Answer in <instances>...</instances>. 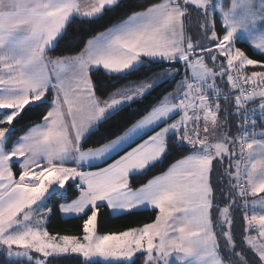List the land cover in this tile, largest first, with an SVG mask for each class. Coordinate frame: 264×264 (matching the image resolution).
I'll return each mask as SVG.
<instances>
[{"label":"snow or ice","instance_id":"6c2138e0","mask_svg":"<svg viewBox=\"0 0 264 264\" xmlns=\"http://www.w3.org/2000/svg\"><path fill=\"white\" fill-rule=\"evenodd\" d=\"M0 264H264V0H0Z\"/></svg>","mask_w":264,"mask_h":264},{"label":"trees","instance_id":"16d2710c","mask_svg":"<svg viewBox=\"0 0 264 264\" xmlns=\"http://www.w3.org/2000/svg\"><path fill=\"white\" fill-rule=\"evenodd\" d=\"M133 2H141V0H133ZM179 79V77H177ZM35 118V117H33ZM103 219L107 222L106 226L101 228V231L122 229L125 224L148 222L149 219L154 218L151 211H137L131 216L122 215L113 217L107 209H103ZM81 221L76 219L62 220L58 210H55L49 219V231L60 232L61 234H80L78 225ZM66 229H71V232H66Z\"/></svg>","mask_w":264,"mask_h":264},{"label":"crops","instance_id":"0c3cea01","mask_svg":"<svg viewBox=\"0 0 264 264\" xmlns=\"http://www.w3.org/2000/svg\"><path fill=\"white\" fill-rule=\"evenodd\" d=\"M49 219H50V217H49Z\"/></svg>","mask_w":264,"mask_h":264}]
</instances>
